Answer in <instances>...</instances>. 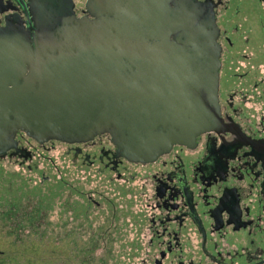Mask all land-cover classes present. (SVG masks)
I'll list each match as a JSON object with an SVG mask.
<instances>
[{"label": "water", "instance_id": "1", "mask_svg": "<svg viewBox=\"0 0 264 264\" xmlns=\"http://www.w3.org/2000/svg\"><path fill=\"white\" fill-rule=\"evenodd\" d=\"M25 26H0V158L22 132L38 143L106 133L152 161L219 122V45L198 0H30ZM25 23V22H24Z\"/></svg>", "mask_w": 264, "mask_h": 264}, {"label": "flooded vegetation", "instance_id": "2", "mask_svg": "<svg viewBox=\"0 0 264 264\" xmlns=\"http://www.w3.org/2000/svg\"><path fill=\"white\" fill-rule=\"evenodd\" d=\"M198 1L217 27L216 127L147 162L121 155L106 133L38 143L18 132L5 155L28 159L58 148L77 169H93L121 194L122 207L106 208L111 220L126 216L134 227L131 264H264V0ZM71 2L74 17H91L86 0ZM31 17L30 0H0V26L5 19L27 26ZM84 193L100 215L98 189Z\"/></svg>", "mask_w": 264, "mask_h": 264}, {"label": "rangeland", "instance_id": "3", "mask_svg": "<svg viewBox=\"0 0 264 264\" xmlns=\"http://www.w3.org/2000/svg\"><path fill=\"white\" fill-rule=\"evenodd\" d=\"M44 151L0 158V264L133 263L134 227L126 216L111 220L106 208L122 207L121 194L93 169H77L71 155ZM93 186L100 215L84 193Z\"/></svg>", "mask_w": 264, "mask_h": 264}]
</instances>
